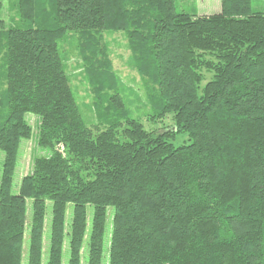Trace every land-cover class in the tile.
Wrapping results in <instances>:
<instances>
[{
  "label": "trees",
  "instance_id": "trees-1",
  "mask_svg": "<svg viewBox=\"0 0 264 264\" xmlns=\"http://www.w3.org/2000/svg\"><path fill=\"white\" fill-rule=\"evenodd\" d=\"M220 2L198 15L176 0H16L19 23L0 21V264H42L48 204L45 264H62L65 247L67 264H81L85 240L86 264L104 253L106 264H264V12ZM109 31L125 34L171 131L148 132L128 113L102 43ZM69 35L95 99L92 129L60 56ZM27 115L47 154L14 188ZM179 134L189 145L169 142Z\"/></svg>",
  "mask_w": 264,
  "mask_h": 264
},
{
  "label": "rangeland",
  "instance_id": "rangeland-1",
  "mask_svg": "<svg viewBox=\"0 0 264 264\" xmlns=\"http://www.w3.org/2000/svg\"><path fill=\"white\" fill-rule=\"evenodd\" d=\"M252 10L264 12V0H251ZM16 0H0L2 9L0 11V21H4L6 26H12L19 23V18L15 8ZM177 11L186 13H195L198 15H209L217 13L221 9L220 0H176ZM102 43L107 48V55L111 61L112 68L118 78L119 91L125 102L128 113L132 118L137 119L144 129L148 132L157 134L169 132L175 126L173 115H166L158 119L154 115V111L149 102V93H152V86L145 84L138 73L131 65V51L129 49L126 36L123 32L109 31L105 32L102 37ZM60 56L64 65L67 67V75L70 87L73 91L75 100L78 104L80 114L84 123L88 128L99 124V116L94 106V95L83 75V67L78 53L77 39L69 35L59 43ZM4 90V86H0V93ZM26 122L31 127V136L28 140L21 141L14 169V188L20 182V179L32 172L33 161L35 158L44 156L47 152L41 150L37 145V133L39 119L32 115L26 116ZM169 142L174 147L189 145V137L185 134H179L169 138ZM0 152V164L3 159ZM48 204V203H47ZM50 205L46 208L45 231L43 234V255L42 264H45L48 256L49 246V229L51 222ZM71 207L68 208L66 216V231L69 226V214ZM91 211H88V220H90ZM31 218V205L27 203V225L24 237V260L27 258L28 248V228ZM111 221V210L108 212L107 228L109 231ZM89 224V222H88ZM86 238V237H85ZM87 239V238H86ZM81 249V264H86L87 259V240ZM105 242L104 244H106ZM66 245V244H65ZM107 245V244H106ZM107 247V246H106ZM67 248L65 247L62 254V264H67ZM107 254L104 253L103 263L106 264Z\"/></svg>",
  "mask_w": 264,
  "mask_h": 264
}]
</instances>
